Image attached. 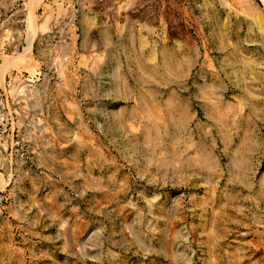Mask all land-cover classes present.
I'll return each instance as SVG.
<instances>
[{
    "label": "rangeland",
    "instance_id": "374dc122",
    "mask_svg": "<svg viewBox=\"0 0 264 264\" xmlns=\"http://www.w3.org/2000/svg\"><path fill=\"white\" fill-rule=\"evenodd\" d=\"M53 261L264 264V0H0V264Z\"/></svg>",
    "mask_w": 264,
    "mask_h": 264
},
{
    "label": "crops",
    "instance_id": "0c3cea01",
    "mask_svg": "<svg viewBox=\"0 0 264 264\" xmlns=\"http://www.w3.org/2000/svg\"><path fill=\"white\" fill-rule=\"evenodd\" d=\"M42 232V231H41ZM40 232V235L42 236V235H45L43 238H45L44 240H47V242H49L50 243V245H48V244H43L44 246V249H45V253L47 254V256L50 258V259H53V260H55L56 261V259H58V257L57 256H55V252H56V250L58 249V248H60L61 249V242H60V236H59V238H56V234L54 233L53 234V239H52V237H51V235H50V232H46V233H41ZM56 241H57V243H56ZM38 244H40V242L39 241H37V243H34V245L35 246H37ZM42 247V246H41ZM48 248H50V249H48ZM53 263H54V261H53ZM55 264V263H54Z\"/></svg>",
    "mask_w": 264,
    "mask_h": 264
}]
</instances>
